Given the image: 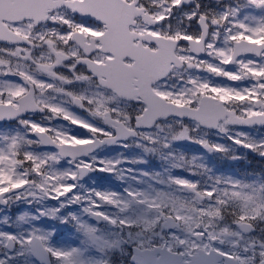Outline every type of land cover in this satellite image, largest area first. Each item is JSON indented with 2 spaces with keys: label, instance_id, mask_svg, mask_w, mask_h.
Listing matches in <instances>:
<instances>
[{
  "label": "snow or ice",
  "instance_id": "obj_1",
  "mask_svg": "<svg viewBox=\"0 0 264 264\" xmlns=\"http://www.w3.org/2000/svg\"><path fill=\"white\" fill-rule=\"evenodd\" d=\"M239 149L264 0H0V264H264Z\"/></svg>",
  "mask_w": 264,
  "mask_h": 264
},
{
  "label": "rangeland",
  "instance_id": "obj_2",
  "mask_svg": "<svg viewBox=\"0 0 264 264\" xmlns=\"http://www.w3.org/2000/svg\"><path fill=\"white\" fill-rule=\"evenodd\" d=\"M239 151H240V152H242V153H244V151H243V150H241V149H240Z\"/></svg>",
  "mask_w": 264,
  "mask_h": 264
}]
</instances>
